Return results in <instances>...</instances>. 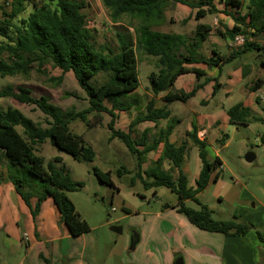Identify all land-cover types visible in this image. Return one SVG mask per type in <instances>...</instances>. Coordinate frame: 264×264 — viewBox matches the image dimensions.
<instances>
[{"label":"trees","instance_id":"obj_1","mask_svg":"<svg viewBox=\"0 0 264 264\" xmlns=\"http://www.w3.org/2000/svg\"><path fill=\"white\" fill-rule=\"evenodd\" d=\"M25 1L13 2L12 12L5 13V17L0 20V36L7 40L5 45L0 46V77L27 75L33 64L51 62L63 74L73 73L89 102L87 110L65 112L50 103L47 97L39 100L33 98L31 91L22 87L19 88V93L12 87L0 91V98H14L22 104L36 106L47 118L48 127L42 128L21 111L13 108L4 110L0 107V150L5 151V157L9 160L8 180L31 209L34 218L38 216L42 203L51 198L71 236L78 237L90 232V225L81 218L68 196V193L80 191L85 186L84 183L73 180L65 168H57L55 163H61L59 158L45 168L44 160L36 154V149L49 139L54 147L67 152L75 160L92 163L96 158L95 151L87 146L81 136L71 131L70 124L72 121L81 120L95 127L102 123V115L107 114L111 118L108 125L111 139H119L135 157L138 170L136 177L141 180L144 188L147 190L166 187L175 193L178 198L177 212L191 225L204 232L225 236H245L255 229L253 224L236 216L226 221L215 220L213 211L199 203L198 195L211 182L220 180L223 164L218 158L213 162L208 160L207 144L198 139L196 128L188 133V137L199 149L202 162L196 188L189 186L188 178L181 172L186 147L177 148L169 141L175 127L173 124L159 131L151 141L148 137L149 131L144 132L139 139L133 137V129L137 125L143 122H154L157 125L159 120L167 119L170 113L166 109H155L151 101L147 107L148 113L138 116L131 123L129 132L115 129L118 119L116 112L126 110L127 96L140 86L138 49L146 56L156 59L157 71L149 75L150 92L154 96L169 91L181 75L193 72L197 77L201 76L200 70L189 69L187 65H217V61L213 59L197 57L195 51L186 57H177L174 48L183 43V38L153 31L154 27L166 23L165 13L171 6L181 4L197 10L195 18L199 21L208 14L218 12L215 0H102L113 23H120L125 17L138 22L135 28L136 43L133 44L127 35L118 34V52L106 46L101 49L97 47L95 31L89 27V20L84 12L87 8L84 1L50 0L55 6L35 3L28 17L18 26L13 24V20L25 11ZM222 5L225 13L235 20V26L228 31L231 40L236 35L245 37V44L234 50L240 55L250 51L264 52V44L252 41L264 35V0H222ZM244 8L247 12L242 15ZM11 29L13 35L10 34ZM208 32L207 26H197L195 50L206 40ZM228 62L230 61L227 60L226 63ZM100 74H106L108 79L95 87L91 81ZM202 86H196L187 94H177L172 100L187 102ZM219 86L215 84V92ZM108 103L111 104L110 107ZM91 113L95 114L93 124L88 120ZM228 116L230 124L240 127H247L253 122L264 123L263 119L253 117L250 109L243 104L231 108ZM17 127L24 129L23 137L17 132ZM228 139V136L222 137L219 141L222 147ZM161 145L163 149L158 159L148 169H144L148 154L157 152ZM166 161H170L172 165L168 170L164 169ZM175 170H178L176 180L173 176ZM94 174L106 185L115 187L110 171L105 173L95 170ZM117 174L122 177L128 174V170L122 167ZM134 182L135 178L132 179V184ZM35 197L37 202L33 206L31 200ZM189 201L196 202L200 209L188 207L186 204ZM257 235L264 244V237L260 233Z\"/></svg>","mask_w":264,"mask_h":264},{"label":"rangeland","instance_id":"obj_2","mask_svg":"<svg viewBox=\"0 0 264 264\" xmlns=\"http://www.w3.org/2000/svg\"><path fill=\"white\" fill-rule=\"evenodd\" d=\"M15 1L0 0V20L5 17V13L10 14L12 12V3ZM79 1H84L87 5L84 12L88 17L89 27L95 31V42L98 48L101 49V47L106 46L114 52H118V34L127 35L133 44L136 43L135 28L138 26L137 21L125 17L122 22L113 23L102 0ZM35 3L38 5L52 4L50 0H26L24 2L25 11L13 20V24L20 26L21 21L26 19L33 10ZM166 12L169 20L162 27H154L153 30L182 34L189 38L196 36L194 34L195 20L192 19L193 14H190L192 12L190 8L176 4L168 8ZM212 17L208 16L205 19L207 23L212 22ZM10 34L13 35V29H11ZM6 42L7 40L0 36V46L5 45ZM138 58L140 82L138 91L141 93L142 102V108L139 112L142 111L143 113L146 111L149 98L145 89H148L149 94L151 93L149 75L157 71V63L155 58L146 56L140 49H138ZM107 79L106 74H100L91 81V84L98 87ZM195 86L193 85L192 89ZM7 87H12L16 93H19L20 87L28 89L31 91V96L37 100L47 97L50 103L65 112H81L89 107L87 95L78 84L73 73L63 74L51 62H45L41 65L33 64L27 75L0 77V91ZM187 90L188 88L185 89V92H188ZM205 94L208 98L211 97L206 89L187 103L176 101L169 105V110L174 114L175 126L180 133H184L190 125L196 124V119H201V124L205 125L210 132L207 135L208 159L214 161L216 157H219L223 163L221 172L224 167V173L220 178L221 183L210 185L198 195V201L213 211L215 220L226 221L236 216L247 221L243 214H238L239 209H248L247 216L254 211L264 212L262 210V206L264 207V142L260 140L264 136V123L253 122L250 127L223 124L222 119L225 114L219 105V101L224 100V104L228 108L237 103L243 94L235 91L231 98L226 100L223 91L218 99L211 102L213 106L207 108L200 104L201 98ZM107 105L111 106L110 103ZM0 107L4 110L8 108L17 109L40 127H48L46 116L36 106L22 104L14 98H0ZM262 115L264 116V112ZM94 116V113L88 115L91 124L95 122ZM119 116L115 129L129 132L131 123L137 117L136 113L133 110L128 115L119 114ZM217 121L221 122L220 126H214ZM110 122L111 118L107 114H103L102 123L95 127L89 126L81 120L72 121L70 124L71 131L81 136L87 146L92 147L95 151L96 158L92 163L75 160L67 152L54 147L49 139L36 149V154L44 160L45 168L49 163H54L55 159L59 158L61 163H55V166L65 168L73 180L83 182L85 185L78 192L68 193V196L75 204L81 218L90 225L91 230L85 237L89 241L93 240L91 247L95 257L93 264H121V260L125 261L126 264L131 262L137 264H174L176 258L181 255L186 256L187 259L184 258L187 264H198L191 259L194 255L192 252L196 251L194 248L207 247L211 243L190 237L191 235L181 221H187L186 218L177 212L178 198L175 193L166 187L147 190L144 188L141 180L136 177L138 170L135 157L123 142L119 139H111V132L108 128ZM16 129L23 137L24 129L22 127ZM139 131H141L140 128L134 129V138L139 139ZM223 136L229 137L224 147L219 142ZM248 153L258 156L257 161L248 162L246 160ZM154 159L155 155L151 154L150 158L148 157L146 160L144 169H148ZM186 162L184 170L189 178V183L194 187L201 163L197 146L192 145L188 151ZM168 166L166 165V168ZM7 167H9V160L5 157V151L0 150V180L6 176L5 173L9 177ZM122 167L128 170V174L118 177L117 172ZM95 170L105 173L110 171L115 188L103 183L94 174ZM224 177L228 179L224 180ZM133 178H135V182L132 184ZM226 184L229 186L236 185L243 192L241 201H235L234 189L230 190ZM246 189L253 196L246 195ZM186 205L194 210L200 209V205L194 201H189ZM255 205L260 209H253ZM248 222L256 226L255 222L251 220ZM189 225L197 230L190 223ZM112 227H121L122 234L111 231ZM134 231L139 233L141 243L135 252H131L128 250V245ZM83 241H85L84 236L81 238V242ZM196 241H198L197 245H195ZM125 242L127 243L123 249ZM41 250L48 255V250L45 247L36 248L33 254L38 255ZM110 254L113 255V258L109 257ZM42 262L44 264L43 260Z\"/></svg>","mask_w":264,"mask_h":264},{"label":"crops","instance_id":"obj_3","mask_svg":"<svg viewBox=\"0 0 264 264\" xmlns=\"http://www.w3.org/2000/svg\"><path fill=\"white\" fill-rule=\"evenodd\" d=\"M189 1L192 2L197 0ZM214 4L218 12H215L214 14H208L205 18L199 21H197L195 18L197 10L190 8L192 10L190 14H193L192 19L194 18L195 20L194 34L196 35L197 26L199 25L207 26L209 29L206 40L200 45V47L196 48V50L194 49L196 36L189 38L182 34H175L163 30H153L162 34L178 35L183 38V43L181 45L175 46L174 48V53L177 55V57L183 58L195 51V55L197 57L201 56L206 59H213L217 61V65L209 66L203 63L187 65L186 67L189 69L200 70L201 76L197 77V75L193 72L181 75L178 77L174 86L169 91L164 92L159 96H154L151 93L149 94L148 89H145V93L148 94L149 98L146 111L143 113L142 111L139 112V110L142 108V102L140 98L141 93L138 91L139 88L130 93L127 96V100L125 101L128 103L126 104L128 105L126 110L116 112V115L118 116L117 121L120 118L119 114L128 115L133 110L137 117L146 115L148 113V104L151 101L153 102L155 109H166L170 113V116L167 119L159 120L157 125L154 122H143L137 125L134 129H141V131H139L140 137L144 132L149 131L148 137L151 141L154 137H156L159 131L165 130L168 125L173 124L175 126V120L173 118L174 114L171 112V110H169V105L178 101L172 100L173 96L180 93H190L198 85L203 86L192 98H195L207 89L211 94V97L208 98V96L205 94L201 98L200 102L201 106H205L206 108L208 106L212 107L213 105H211V102L215 99H218L221 92L223 91L225 92L226 100L231 98L235 91L243 94L237 103L229 106L228 108L224 104V100L219 101V105L222 107V110L225 114L222 119L223 124H230L228 111L237 104H243L245 108L250 109L253 117L264 120V116L262 115L264 112V52L259 50L250 51L241 55L238 54L239 52L235 51L231 47L232 40L228 35V31H230L235 26V20L230 14L225 13L222 0H215ZM246 12V8L241 11L242 15L246 14ZM165 16L167 22L169 20L167 12L165 13ZM208 16H213L211 23H207L205 20ZM252 41L263 45L264 35H261L258 39ZM227 60L230 62L226 63ZM216 83L220 85V88L215 92L214 86ZM193 85L196 86L192 89ZM186 88H188V92H185ZM191 99H189L187 102H189ZM196 121L197 123L190 125L184 133H180L175 126L171 136L169 137L170 143H172L175 147H186L185 159L181 166V172L187 178L188 176L186 175L184 166L187 163L186 161L188 151L192 145H195L188 137V133L193 132V128H196L198 139L205 142L206 144L208 141L207 135L210 133L205 125L201 124L200 118L196 119ZM220 123L221 122L217 121L214 126H220ZM251 125L247 127H250ZM260 140L262 141V137ZM162 149L163 145L159 147L157 152L148 154L147 159L148 157L150 158L151 154H154V161H156L160 156ZM216 158L222 162L219 157ZM257 159L258 156H256L255 161H257ZM166 165H169L168 168H166ZM171 167L172 165L170 161H166L164 169L168 170ZM201 170L202 162L200 163L199 171L195 178V186L193 187L189 183L191 188H196V181L199 178ZM223 173L224 167L222 170V174ZM5 175L6 176L0 180V264H43L42 260L44 261V264H51V262L52 264H93L95 259L94 250L91 251L93 240L89 241L87 237H85L86 234L78 237H73L70 235L68 228L61 221V215L53 199L48 198L45 200L41 205L38 216L34 218L31 209L17 193L13 183L8 180V174L5 173ZM173 176L174 180L178 178V170L174 171ZM223 179L227 180L228 178L224 177ZM220 183L221 180H218L217 182H211L210 185H219ZM226 186L229 185L226 184ZM229 188L230 190L234 189L233 194L235 201H241L243 192L236 185H230ZM246 191V195L253 196L247 189ZM36 202V197L31 200L33 206L36 204ZM253 209H260V207L255 205ZM262 210L264 211L263 206ZM247 212L248 209L243 208L239 209L238 214H243L246 217L247 222L251 220L256 223V226L253 224L255 229L250 231L245 236H225L220 233H209L201 231L194 226L197 230H199L197 231L189 225V222L187 223V219V221L181 220L187 228L188 233L191 235L190 237H193L198 241L206 240L209 244L211 243L210 246L207 247L199 249H196L195 247L194 249L196 251L192 252L194 255L191 259L196 261L198 264H200V260L201 264H264V244L259 241L257 235V233H260L264 237V212L262 213L260 211H254L251 213V215H248L250 217L249 220ZM83 236L85 241L81 242V238H83ZM198 241H196L195 245L198 244ZM126 243L127 242L124 243L123 249L125 248ZM140 243L138 247L140 246ZM69 246L71 248H68ZM43 247L47 248L48 255H46L42 250L38 255L33 254V251L36 248ZM109 257L113 258V255L110 254ZM184 257L186 258V256H178V258H176V262L181 260L183 264H187V258L185 259ZM176 262H174V264ZM121 264L126 263L125 261L123 262V260H121ZM128 264L137 263L131 262Z\"/></svg>","mask_w":264,"mask_h":264},{"label":"water","instance_id":"obj_4","mask_svg":"<svg viewBox=\"0 0 264 264\" xmlns=\"http://www.w3.org/2000/svg\"><path fill=\"white\" fill-rule=\"evenodd\" d=\"M256 159V156L255 154H252V153H248L246 155V160L248 162H253L255 161ZM111 231H113L114 233H117V234H122V228L121 227H112L111 228ZM130 242H129V248L128 250L131 251V252H135L139 243H140V235L138 232L134 231L130 237ZM175 264H183L181 260L177 261Z\"/></svg>","mask_w":264,"mask_h":264},{"label":"built area","instance_id":"obj_5","mask_svg":"<svg viewBox=\"0 0 264 264\" xmlns=\"http://www.w3.org/2000/svg\"><path fill=\"white\" fill-rule=\"evenodd\" d=\"M245 44V37L243 35H236L231 41V47L233 49H238ZM222 168V167H221Z\"/></svg>","mask_w":264,"mask_h":264}]
</instances>
